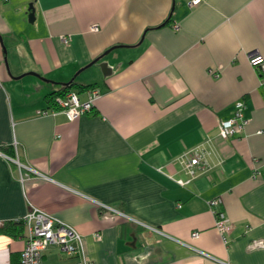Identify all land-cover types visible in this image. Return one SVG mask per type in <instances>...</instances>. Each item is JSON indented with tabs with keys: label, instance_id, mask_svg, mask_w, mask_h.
Returning <instances> with one entry per match:
<instances>
[{
	"label": "crops",
	"instance_id": "obj_1",
	"mask_svg": "<svg viewBox=\"0 0 264 264\" xmlns=\"http://www.w3.org/2000/svg\"><path fill=\"white\" fill-rule=\"evenodd\" d=\"M189 1L0 0V145L24 164L0 149V227L36 206L80 232L92 264H264V83L248 60L264 55V0ZM72 78L82 100L100 90L75 120L46 100ZM238 101L249 122L224 139ZM23 234L0 232V264H20Z\"/></svg>",
	"mask_w": 264,
	"mask_h": 264
},
{
	"label": "built area",
	"instance_id": "obj_2",
	"mask_svg": "<svg viewBox=\"0 0 264 264\" xmlns=\"http://www.w3.org/2000/svg\"><path fill=\"white\" fill-rule=\"evenodd\" d=\"M199 1L190 0L189 5L197 4ZM174 27L177 28L178 25L175 24ZM91 29L98 30V26L92 25ZM60 39L63 43H68L71 40V35L62 34ZM248 60L250 65L259 73L261 82L264 83V55L257 51H252L249 53ZM85 92L86 99L82 100L78 90L67 89L62 95L55 97L54 104L57 107L51 108L50 111L52 113L63 112L69 120H75L82 114L92 111L95 101L100 97V90L98 87L92 86L86 88ZM243 106L242 101L236 102L233 114L229 118L219 121L218 135L220 137L227 139L230 136L244 132L249 120L243 116ZM9 158L14 160L19 168L24 165L19 162L18 158L11 156ZM201 158L198 150L191 149L181 154L178 160L184 164L186 172L191 173V167L199 164ZM157 169L170 177H174V175L166 173L162 167ZM23 179V175H21V180ZM174 179L181 185H185L189 181V179L183 178L174 177ZM221 203L220 197L209 200L210 209L215 215V226L221 234H225L231 229V223L220 208ZM22 221L25 243L21 251L20 264H46L44 261L45 252L51 246H55L60 255L73 258L72 261L64 264H92L85 254L80 232L71 224L36 206H31L23 216ZM191 235L196 238L199 232L195 230ZM223 239L226 241L224 235Z\"/></svg>",
	"mask_w": 264,
	"mask_h": 264
},
{
	"label": "trees",
	"instance_id": "obj_3",
	"mask_svg": "<svg viewBox=\"0 0 264 264\" xmlns=\"http://www.w3.org/2000/svg\"><path fill=\"white\" fill-rule=\"evenodd\" d=\"M75 85V81L72 80L69 83H60L59 89L53 91L52 93L46 95V100L51 107L54 103V99L58 95H62L67 89ZM84 89L83 86L80 87ZM0 149L5 152L6 154L12 156L13 155V148L0 145ZM24 225L22 219L16 221H7L0 227V232L4 234H8L11 236L20 235L23 232Z\"/></svg>",
	"mask_w": 264,
	"mask_h": 264
},
{
	"label": "water",
	"instance_id": "obj_4",
	"mask_svg": "<svg viewBox=\"0 0 264 264\" xmlns=\"http://www.w3.org/2000/svg\"><path fill=\"white\" fill-rule=\"evenodd\" d=\"M28 12H29V19H30V20H33V18H34V8H33L32 4H30V6H29V8H28ZM0 39L2 40L1 36H0ZM99 58H100V57L96 58V60H98ZM96 60H94V61H96ZM94 61H93V62H94ZM91 63H92V62H91ZM91 63H90V64H91ZM90 64H89V65H90ZM106 65H107L106 62H101V63H100V66H101V68L103 69L104 72L106 71ZM31 73L34 74V72H31ZM72 80H74V78H72L71 80H69L67 83H69V82L72 81Z\"/></svg>",
	"mask_w": 264,
	"mask_h": 264
},
{
	"label": "rangeland",
	"instance_id": "obj_5",
	"mask_svg": "<svg viewBox=\"0 0 264 264\" xmlns=\"http://www.w3.org/2000/svg\"><path fill=\"white\" fill-rule=\"evenodd\" d=\"M51 259H54V258H51Z\"/></svg>",
	"mask_w": 264,
	"mask_h": 264
}]
</instances>
